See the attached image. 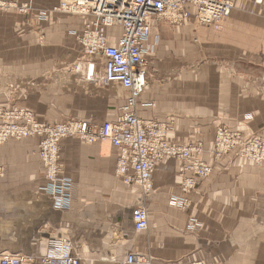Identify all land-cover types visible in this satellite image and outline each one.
Segmentation results:
<instances>
[{"label": "crops", "instance_id": "crops-1", "mask_svg": "<svg viewBox=\"0 0 264 264\" xmlns=\"http://www.w3.org/2000/svg\"><path fill=\"white\" fill-rule=\"evenodd\" d=\"M7 1L28 3L30 10L0 14V105H8V76L18 84L16 104L45 124L115 121L128 93L86 80V67L76 66L77 38L93 18L55 11L59 0ZM232 2L219 31L193 20L155 26L145 43L154 45L146 55L147 86L137 98V116L165 125L169 145L201 143L198 158L211 175L184 194L182 163L166 158L144 194L117 177L118 152L109 142L67 138L59 149L72 200L59 211L40 190L46 181L39 140L7 144L0 147V259L10 254L37 264L51 240L66 237L79 264H127L131 255L139 264H264V163L211 156L219 127L264 139V1ZM108 35L116 45L121 29ZM172 197L188 199L189 210L170 206ZM136 207L148 214L142 232L133 227Z\"/></svg>", "mask_w": 264, "mask_h": 264}, {"label": "built area", "instance_id": "built-area-1", "mask_svg": "<svg viewBox=\"0 0 264 264\" xmlns=\"http://www.w3.org/2000/svg\"><path fill=\"white\" fill-rule=\"evenodd\" d=\"M263 0H257L260 4ZM231 0H59L57 12L72 16L90 17L83 33L78 36L82 46L81 62L85 60L89 78L102 86H120L128 93L122 113L115 121L99 126L83 121H68L56 125L39 124L29 116L26 126H12L1 130L2 138L22 140L27 137L40 139L38 158L43 168L45 185L41 191L50 198L55 210L65 211L71 206L72 182L63 176L59 144L67 138H76L83 144L94 145L109 142L117 150V177L128 185H138L144 194L152 189V175L156 166L166 158L182 163L179 176L184 194L196 189L199 180L207 178L212 168L198 157L201 143L169 145L166 142L167 127L154 121H142L137 116L136 99L146 88V55L154 45L145 43L157 24L182 27L191 18L199 25L218 28L231 14ZM121 29L116 45H111L108 30ZM91 58L102 62L101 74L93 76ZM96 68V67H95ZM228 145L242 146V158L252 163L264 162V140L242 142L240 137L230 135L219 128L215 131V143L211 154L220 158L226 154ZM2 173L0 171V178ZM169 204L179 210H189L191 202L186 198L172 197ZM134 230L142 232L148 228L147 211L136 207L131 213ZM25 259L4 255L0 264H22ZM127 264H139L134 256H128ZM37 264H79L73 255L70 239L60 237L51 240L47 252Z\"/></svg>", "mask_w": 264, "mask_h": 264}, {"label": "rangeland", "instance_id": "rangeland-1", "mask_svg": "<svg viewBox=\"0 0 264 264\" xmlns=\"http://www.w3.org/2000/svg\"><path fill=\"white\" fill-rule=\"evenodd\" d=\"M263 1L259 4L257 2V0H254L255 4H257V5H261L263 3ZM231 2H232V0H231ZM232 4H233V2H232ZM233 8H234V4H233ZM29 10H30V6L28 3L17 4L15 2L7 1V0H0V14H7V13L16 12L17 14H19L21 16H26V14L28 13ZM223 23H224V21L221 24H219L218 28H216V29L212 28V27H207V26H203V27L210 28L214 31H219L222 28ZM200 26H202V25H200ZM81 59L82 58L79 59V62H77V65H76V66H78V68L80 67L79 69H81L82 68L81 66H83V65L86 67L85 60L81 62V66L79 65ZM91 62L96 67V68L94 67L95 70H94L93 76L100 75L101 74V68H102L101 60L99 58H91ZM78 68H75V69L77 70ZM85 75H87V73ZM85 77H86L85 78L86 80H90V81L96 80L95 77H93V78H89V76H85ZM10 78L8 76L5 77L6 82L4 85V90H5V95L7 98V104L8 105H0V147H3L7 144L19 143V142L23 141V139L22 140H16L13 137H10V135H7V137L2 138L1 130L3 128H10L12 126L24 128L26 126V123H27V121H26L27 116H29L31 119H33V121L36 123L45 124V123L39 121L36 114H34L31 110H28V109L24 108L23 106L16 104L18 84H17V81L14 80V77H10ZM98 84L100 86H102L101 83H98ZM0 89H3V88L0 87ZM119 111L120 112H119L118 116L123 112L122 107L120 108ZM246 120H249V118H246ZM68 121H80V120H65L62 122H58L56 124H61V123H65ZM142 121H146V120H142ZM83 122H87V121H83ZM87 123H89L93 126L94 125H96V126L100 125V124L94 123V122H87ZM56 124H54V125H56ZM47 125H49V124H47ZM219 128L226 130L227 133L229 134V136L234 135L235 137L236 136L240 137L242 142H249V141H252L255 139L264 140L263 138H260V137H245L240 131L235 130V129H231L229 127L223 126V127H219ZM219 128H217L216 130H218ZM214 143H215V133H214V139L212 141V146ZM38 151L39 150L37 149V156H38ZM240 153L242 155V146L239 147V145H237V146L233 145V147H232V146L228 145L226 154L220 158H223V157L228 156L230 154H234L235 156H237L238 158H240L243 161L244 158H242L239 155ZM211 156L214 160L220 159V158H215V156L213 154H211ZM243 162L252 164L250 161H248L246 159H244ZM254 164L255 163H253L252 165H254ZM257 165L258 164H256V166ZM0 171H1L2 175L5 174V171L2 168V166H0ZM211 173H212V171H211ZM26 262H27V260H26Z\"/></svg>", "mask_w": 264, "mask_h": 264}, {"label": "bare ground", "instance_id": "bare-ground-1", "mask_svg": "<svg viewBox=\"0 0 264 264\" xmlns=\"http://www.w3.org/2000/svg\"><path fill=\"white\" fill-rule=\"evenodd\" d=\"M58 6H59V4H58ZM58 6H57V7H58ZM57 7H56V8H57ZM56 8H55V9H56ZM59 12H60V11H59ZM60 13H63V12H60ZM190 20H193L195 23H197L193 18H191ZM190 20H189V21H190ZM197 24H198V23H197ZM198 25H199V24H198ZM86 76H87V75H86ZM137 98H139V97H137ZM136 110H137V99H136ZM141 120H142V119H141ZM46 125H47V124H46ZM166 136H167V134H166ZM30 138H36V139H38L39 142H40V139L37 138V137H30ZM30 138L27 137V138H24L23 140H25V139H30ZM39 144H40V143H38V150H39ZM172 145H173V144H172ZM201 153H202V152H201ZM263 163H264V162H263ZM263 163H259V164H263ZM255 164H256V163H255ZM259 164H258V165H259ZM116 171H117V165H116ZM116 174H117V172H116ZM152 176H153V175H152ZM120 180H121V179H120ZM121 181H122V180H121ZM124 184H125V183H124ZM125 185H128V184H125ZM129 186H131V185H129ZM133 186H137V187L142 191L141 187H139L138 185H133ZM152 187H153V186H152ZM72 190H73V186H72ZM151 190H152V189H151ZM151 190H150V191H151ZM150 191H149V192H150ZM142 192H143V191H142ZM147 215H148V214H147ZM4 255H10V254H4ZM4 255H3V256H4ZM10 256H12V255H10ZM14 257H15V256H14ZM18 258H21V257H18ZM23 259H24V258H23ZM25 262H26V260H25ZM25 262H24V263H25ZM24 263H22V264H24Z\"/></svg>", "mask_w": 264, "mask_h": 264}]
</instances>
